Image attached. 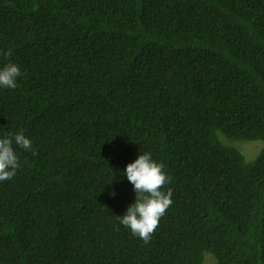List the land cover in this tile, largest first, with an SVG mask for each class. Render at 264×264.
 I'll return each instance as SVG.
<instances>
[{"label": "trees", "instance_id": "trees-1", "mask_svg": "<svg viewBox=\"0 0 264 264\" xmlns=\"http://www.w3.org/2000/svg\"><path fill=\"white\" fill-rule=\"evenodd\" d=\"M9 50L0 139L36 155L0 182V264H264V0H0ZM145 152L173 190L147 244L116 218Z\"/></svg>", "mask_w": 264, "mask_h": 264}, {"label": "clouds", "instance_id": "clouds-1", "mask_svg": "<svg viewBox=\"0 0 264 264\" xmlns=\"http://www.w3.org/2000/svg\"><path fill=\"white\" fill-rule=\"evenodd\" d=\"M0 54L11 56V51ZM21 75L18 65L5 64L3 68H0V87L15 89L17 78ZM14 144L24 150L32 151L33 155L36 153L32 149V142L22 133H9L6 138L0 139V182L16 179V183L20 185L28 180L17 178L21 167L15 154ZM124 175L133 185L136 193L134 199L129 196L127 198L135 202L128 207L122 217L117 216L116 218L121 225L130 229L133 236H138L147 244L158 227L161 217L172 204L173 190L171 187H168L166 192L161 190L171 181V177L164 172V164L153 160L150 152L139 154L134 162L126 166ZM112 195L114 196L115 193ZM106 227L112 233L115 231V226L111 222Z\"/></svg>", "mask_w": 264, "mask_h": 264}, {"label": "rangeland", "instance_id": "rangeland-1", "mask_svg": "<svg viewBox=\"0 0 264 264\" xmlns=\"http://www.w3.org/2000/svg\"><path fill=\"white\" fill-rule=\"evenodd\" d=\"M237 142V141H236ZM236 149L241 150L244 154L247 156H250L254 153H256L258 149V145L254 142H248V141H239L237 144L234 145ZM204 264H213V256L206 255Z\"/></svg>", "mask_w": 264, "mask_h": 264}]
</instances>
